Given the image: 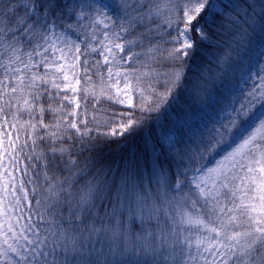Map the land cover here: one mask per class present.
<instances>
[{"label":"snow or ice","instance_id":"obj_1","mask_svg":"<svg viewBox=\"0 0 264 264\" xmlns=\"http://www.w3.org/2000/svg\"><path fill=\"white\" fill-rule=\"evenodd\" d=\"M208 6L0 0V264H264V75L166 163L107 162L181 85Z\"/></svg>","mask_w":264,"mask_h":264},{"label":"trees","instance_id":"obj_2","mask_svg":"<svg viewBox=\"0 0 264 264\" xmlns=\"http://www.w3.org/2000/svg\"><path fill=\"white\" fill-rule=\"evenodd\" d=\"M213 1L209 0V6L201 16V26L209 39L200 40L195 32L192 33L194 48L186 58L181 85L168 97V103L161 112L152 114L153 119L146 130L129 139L128 148L117 152L115 146H111L113 151L108 155L107 162H122L129 148L134 149L143 162L155 148L161 163H166L170 144L180 142L183 146L194 131H198V124L203 122L200 119L208 110H214V113L241 92L236 86L238 77L248 71L254 61V52L264 43V13L259 7L262 0H218L217 8L212 6ZM248 5H257L255 15ZM70 34L77 38L75 33ZM95 59L100 57L96 55ZM193 84L199 85L195 92L190 91ZM158 87L163 90L162 84ZM101 107L123 110V107L111 102H103ZM88 108L92 110L91 102ZM51 119V115H45L46 122ZM168 136H173L169 144L166 142Z\"/></svg>","mask_w":264,"mask_h":264},{"label":"rangeland","instance_id":"obj_3","mask_svg":"<svg viewBox=\"0 0 264 264\" xmlns=\"http://www.w3.org/2000/svg\"><path fill=\"white\" fill-rule=\"evenodd\" d=\"M102 2H109L108 0H102ZM212 6L217 8L218 7V0H214L212 2ZM69 35H71L69 33ZM72 36V35H71ZM73 39H75L74 36H72ZM261 69H264V43L261 44L258 49L254 52V61L247 72L241 73L238 77V82L236 83V86L238 87L239 93L236 94V96H239L240 93L245 92L249 90L253 83L258 82V75H264V72H261ZM120 106V105H119ZM123 107V106H121ZM220 109H217L214 113V110H208L207 113H205V116L202 120L203 122H200L198 124V127H202L204 124H208L209 127H211L210 120L218 117L220 115ZM193 128V127H192ZM197 133V131H194V134ZM173 139V136H168V139H166V142L169 144V142Z\"/></svg>","mask_w":264,"mask_h":264}]
</instances>
